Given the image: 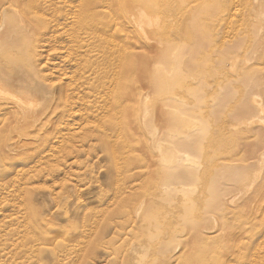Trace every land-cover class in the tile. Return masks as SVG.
<instances>
[{
  "label": "rangeland",
  "instance_id": "1",
  "mask_svg": "<svg viewBox=\"0 0 264 264\" xmlns=\"http://www.w3.org/2000/svg\"><path fill=\"white\" fill-rule=\"evenodd\" d=\"M121 1L0 0L3 68L39 102L0 98V264H251L261 241L264 264V0H146L144 42L124 16L145 0ZM257 172L250 220L212 205Z\"/></svg>",
  "mask_w": 264,
  "mask_h": 264
},
{
  "label": "bare ground",
  "instance_id": "2",
  "mask_svg": "<svg viewBox=\"0 0 264 264\" xmlns=\"http://www.w3.org/2000/svg\"><path fill=\"white\" fill-rule=\"evenodd\" d=\"M114 1H116V0H91V2H90V8H94L95 9V7H99V6H102V7H108V8H110L111 7V5H115V4H113L114 3ZM183 1V0H182ZM195 1V0H194ZM226 0H222V2H221V4H222V6H223V3L225 2ZM233 1V0H232ZM121 2H123V4L125 3V2H128V0H122ZM181 2V1H180ZM185 2V1H184ZM32 3L33 2H31V6H32V9L34 8L33 7V5H32ZM55 3V2H54ZM129 3V2H128ZM144 3H146V4H144ZM147 1L145 0L144 2H141V3H137L138 5H137V11L136 12H138L137 14V16H138V18H135V16L133 15V14H131V13H127L128 15H126V16H124V20H125V22H127V23H129V22H131L132 20H133V22H135L136 24H137V26H138V28H139V30L136 32V33H134L135 35H136V37H135V39H138V40H140L141 42H144V39L145 38H147V39H149V37H148V33H147V30H146V26H149V27H153V26H158V23H159V17H157V16H155V15H153L152 13H150L149 11V7L147 6ZM250 3V1H248L246 4H247V6H249L248 4ZM42 4V3H41ZM40 4V5H41ZM57 3H55V5H56ZM117 4V3H116ZM234 4H235V2H234ZM236 4H238V3H236ZM235 4V5H236ZM124 5H126V4H124ZM133 5V4H132ZM234 5V6H235ZM4 6V5H3ZM117 6V5H116ZM136 6V5H135ZM237 7V6H236ZM84 8V7H83ZM116 8V7H115ZM119 8H121V7H119ZM122 8H124V7H122ZM135 9H136V7H134ZM238 8V7H237ZM111 9V8H110ZM38 10V9H37ZM82 10V9H81ZM112 10V9H111ZM110 10V11H111ZM121 10V9H120ZM129 10V9H128ZM14 11H16L15 9H14ZM17 11H20V10H17ZM42 11V10H41ZM41 11H39V12H41ZM96 11V10H95ZM108 11H109V9H108ZM35 12V11H34ZM38 12V11H37ZM38 12V13H39ZM122 12V11H121ZM56 13V12H55ZM118 14V13H117ZM121 14V13H120ZM159 13H157V15H158ZM20 15V14H19ZM41 15V14H40ZM70 15H71V13H70ZM111 15H112V13H111ZM124 15V14H123ZM264 15V14H263ZM23 16V15H22ZM159 16V15H158ZM229 16H231V15H229ZM21 17V16H20ZM24 17V16H23ZM84 17V16H83ZM104 17V16H103ZM113 17H115V16H113ZM176 17V16H175ZM187 17V16H186ZM22 18V17H21ZM48 18H50L51 19V17L50 16H48ZM55 19V17H52V19L51 20H54ZM61 18V17H60ZM70 18H72V17H70ZM104 18H106V16L104 17ZM185 18V17H184ZM219 18V17H218ZM230 18V17H229ZM255 18V17H254ZM24 19V18H23ZM75 19V18H74ZM77 19V18H76ZM137 19V20H136ZM220 19V18H219ZM49 20V19H48ZM50 20V21H51ZM56 20V19H55ZM54 20V21H55ZM70 20V19H69ZM113 20H115V19H113ZM67 21V20H66ZM75 21V20H74ZM163 21V20H162ZM80 22V21H79ZM106 22V21H105ZM115 22V21H114ZM117 22V21H116ZM230 22H231V19H230ZM53 23V22H52ZM77 23V22H76ZM81 23H82V21H81ZM85 23V22H84ZM229 23V22H228ZM114 24V23H113ZM186 24V23H185ZM63 25H64V23H63ZM67 25V24H66ZM76 25V24H75ZM75 25L73 24V26L75 27ZM104 25H106L105 23H104ZM107 25H108V23H107ZM112 25V24H111ZM116 25H117V23H116ZM133 26V25H132ZM126 27H128V25L126 26ZM131 27V26H130ZM50 28V27H49ZM52 28V27H51ZM79 28V27H78ZM113 28H115V27H113ZM132 28V27H131ZM183 28V27H182ZM186 29V33H189V31H190V26H186L185 27ZM135 29V28H134ZM248 29V28H247ZM81 30V29H80ZM133 30V29H132ZM50 31H51V29H50ZM113 31H114V29H113ZM126 31V30H125ZM184 31V30H183ZM182 31V32H183ZM55 32V31H54ZM51 33L52 32H50L49 34H48V36L50 35L51 36ZM121 33V32H120ZM128 31H127V35H128ZM165 33V32H164ZM46 34V33H45ZM53 35V34H52ZM58 35V34H57ZM56 35V36H57ZM84 35V34H83ZM120 35V34H119ZM126 35V34H125ZM189 35V34H188ZM54 36V35H53ZM46 37V36H45ZM59 37V36H58ZM125 37V36H124ZM128 37V36H127ZM133 37V36H132ZM251 37V36H250ZM57 38V37H56ZM76 38V37H75ZM158 38V37H157ZM51 39V38H50ZM60 39V38H59ZM160 39V38H159ZM262 39V38H261ZM53 40V39H52ZM57 40V39H56ZM60 41V40H59ZM64 41V40H63ZM70 41H71V39H70ZM76 41H78L77 39L74 41V42H76ZM134 41V40H133ZM224 41V40H223ZM53 42V41H52ZM61 42V41H60ZM66 42V41H65ZM125 42V41H124ZM47 43V42H46ZM49 43H50V41H49ZM48 43V44H49ZM57 43H58V41H57ZM62 43V42H61ZM69 43V42H68ZM71 43V42H70ZM131 43V42H130ZM65 44V43H64ZM74 44V43H73ZM162 44V43H161ZM79 45V44H78ZM133 45H135V44H133ZM172 45H174V44H172ZM74 46H76L75 44H74ZM74 46H72V47H74ZM125 46H126V42H125ZM190 46V45H189ZM213 46V45H212ZM136 47V46H135ZM75 48H77V47H75ZM78 48H79V46H78ZM130 48V47H129ZM128 48V49H129ZM132 48V47H131ZM173 48V47H172ZM67 49H68V47H67ZM70 50V49H69ZM68 50V51H69ZM120 50V49H119ZM71 51H72V49H71ZM138 51V50H137ZM124 52V51H123ZM179 52V51H178ZM183 52V51H182ZM230 52V51H229ZM231 53V52H230ZM71 54V53H70ZM80 54V53H79ZM124 54V53H123ZM111 55V54H110ZM80 57H81V55H79ZM79 57H77V59H78ZM73 60V59H72ZM75 60V59H74ZM80 60V59H79ZM229 60V59H228ZM76 61V60H75ZM78 61V60H77ZM82 61V60H81ZM15 62V61H14ZM74 62V61H73ZM87 62V61H86ZM17 63V62H16ZM231 63H232V61H231ZM70 64V63H69ZM82 64V63H81ZM80 64V65H81ZM230 63H228V65H229ZM71 65H73V64H71ZM75 65H76V62H75ZM231 65V64H230ZM229 65V66H230ZM232 65H233V63H232ZM19 66V65H18ZM78 66V65H77ZM119 66V65H118ZM20 67V66H19ZM117 67V66H116ZM74 68H75V66H74ZM230 68V67H229ZM232 68V67H231ZM245 68V67H244ZM78 69H82L81 68V66H80V68H78ZM85 69V68H84ZM90 69V68H89ZM233 69H235V68H233ZM116 70V69H115ZM76 71H77V69H76ZM78 71H80V70H78ZM33 72V71H32ZM88 72H89V70H88ZM233 72V71H232ZM54 73H57V72H54ZM95 73V72H94ZM114 73H115V71H114ZM52 74V73H51ZM85 74V73H84ZM115 76H116V73L114 74ZM113 76V75H112ZM89 77V76H88ZM49 78V77H48ZM116 78L114 77V80H115ZM50 80V79H49ZM113 80V79H112ZM113 80V81H114ZM51 81V80H50ZM62 81V80H61ZM78 81V80H77ZM113 81H111V82H113ZM196 81V80H195ZM51 83V82H50ZM78 83V82H77ZM76 83V84H77ZM114 84H115V82H114ZM74 85V84H73ZM113 85V84H112ZM78 86V85H77ZM141 86V85H140ZM74 87H75V85H74ZM112 87V86H111ZM65 88V87H64ZM76 88V87H75ZM109 88V87H108ZM32 89L34 90V89H36V86H35V82H34V80L32 79V77L29 75V74H27L26 75V77L25 78H20L19 76H16V77H12L11 75H8L6 72H5V70H4V68H3V65H2V58L0 57V98L2 97V102H3V100H4V98H7V99H10L11 100V102L14 104V106H13V108H15V111L16 112H25V110H26V107H28V106H37L38 104H39V102H38V99H35L37 96H34L33 95V93H32ZM111 89V88H110ZM112 90V89H111ZM145 93V92H144ZM253 94V93H252ZM55 95V94H54ZM108 95H110V94H108ZM259 95V94H258ZM257 94L256 95H253L252 97H251V101H252V103L254 104V106L258 109V111H259V113H262L263 111H264V103L262 102V99H260V97L258 96ZM121 96V95H120ZM39 98H41V97H39ZM69 97H67V99H68ZM70 99V98H69ZM68 99V100H69ZM67 100V101H68ZM119 100V99H118ZM125 100V99H124ZM5 101V100H4ZM71 101V100H70ZM9 102V101H8ZM42 102V101H41ZM69 102V101H68ZM123 102H125V101H123ZM73 104V103H72ZM125 104V103H124ZM126 104H128V103H126ZM53 105V104H52ZM69 105V104H68ZM0 106H2V103L0 102ZM4 107L3 108H6V106L5 105H3ZM78 106V105H77ZM127 106V105H126ZM56 107H58V106H56ZM97 107V106H96ZM2 108V109H3ZM75 108V107H74ZM78 108V107H77ZM110 108H112V107H110ZM97 109H98V107H97ZM97 109L95 110V112L97 111ZM104 110V109H103ZM108 110H110V109H108ZM74 111V110H73ZM107 111V110H106ZM111 111V110H110ZM125 111H126V109H125ZM146 111H147V109H146ZM87 112V111H86ZM142 112V111H141ZM144 112V111H143ZM142 112V113H143ZM27 113V112H26ZM30 112H28V114H29ZM104 113V112H103ZM106 113V112H105ZM5 115L7 114L6 112L4 113ZM66 115V114H65ZM146 115V114H145ZM2 116H3V114H2ZM85 116V115H84ZM88 116V115H87ZM86 116V117H87ZM125 116H127V115H125ZM141 116H142V114H141ZM144 116V115H143ZM142 116V117H143ZM5 117V116H4ZM21 117V116H20ZM81 117V116H80ZM119 117H120V115H119ZM246 117V116H245ZM257 117V116H256ZM27 118V117H26ZM82 118H84L83 116H82ZM18 119V118H17ZM20 119V118H19ZM45 119V118H44ZM59 119V118H58ZM143 119V118H142ZM142 119H140V120H142ZM247 119V118H246ZM252 119V118H251ZM119 120V119H118ZM121 120H122V118H121ZM242 121H243V119H241ZM250 120V119H249ZM249 120H247V121H244L243 123L245 124H250L252 121H249ZM22 121V120H21ZM34 121V120H33ZM123 121V120H122ZM122 121H121V123H122ZM26 122V121H25ZM28 122V121H27ZM38 122V121H37ZM124 122V121H123ZM143 122V121H142ZM262 122H264L263 120H262ZM118 123H120V120H119V122ZM241 123V122H240ZM256 123V122H255ZM39 124V123H38ZM63 124V123H62ZM20 125V124H19ZM123 125V124H122ZM252 125V124H251ZM250 125V126H251ZM25 126V125H24ZM39 126V125H38ZM58 126H59V124H58ZM63 126V125H62ZM234 126V125H233ZM239 126V125H238ZM26 127V126H25ZM61 127V126H60ZM118 127H119V125H118ZM234 127H236V126H234ZM240 127V126H239ZM253 127V126H252ZM241 128V127H240ZM31 129H32V127H31ZM63 129V128H62ZM118 129H120V127L118 128ZM60 130V129H59ZM127 130V129H126ZM58 132H60V131H58ZM62 132V131H61ZM60 132V135L62 134ZM7 133V132H6ZM57 133V132H56ZM236 133V132H235ZM58 134V133H57ZM143 135V134H142ZM9 136V135H8ZM39 136V135H38ZM62 136H64V135H62ZM61 136V137H62ZM251 137V136H250ZM152 138V137H151ZM26 139V138H25ZM4 140V139H3ZM63 140H66V139H63ZM125 139H123V141H124ZM38 141V140H37ZM127 142V141H126ZM151 142V141H150ZM5 143V142H4ZM162 143V142H161ZM166 145V144H165ZM165 147V146H164ZM163 148V147H162ZM161 148V149H162ZM238 155V154H237ZM262 155V154H261ZM239 156V155H238ZM264 156V155H263ZM257 157V156H256ZM262 157V156H261ZM231 158H232V156H231ZM162 159H163V161H165V162H167L168 160H171V159H173L175 162L176 161H178L179 160V158L177 159V156H173L172 155V158H169V154H165V155H163L162 156ZM239 159V158H238ZM254 159V158H253ZM227 160V159H226ZM233 160V159H232ZM252 160V159H251ZM229 161V160H228ZM226 162V161H225ZM230 162V161H229ZM228 162V163H229ZM240 162V161H239ZM242 162V161H241ZM260 162V161H259ZM264 162V161H263ZM243 164V163H242ZM247 164V163H246ZM36 165V164H35ZM34 165V166H35ZM257 170V169H256ZM251 172V171H250ZM254 174V173H253ZM218 175V174H217ZM258 175H259V172H257V173H255V176H254V178L250 181V182H248V183H245L244 182V184H242V185H240L239 187H236L234 190H232L231 192H225L224 190H217L215 193H214V195H213V198H214V200H213V202H212V205L214 206V207H219V206H221V207H227L228 208V206H232V207H234L233 209L235 210H237L238 212H242V211H245V210H247L248 212H249V220L251 219L250 218V214L253 212V209L252 208H256L255 206L258 204V200H259V194H258V189L256 190V192H255V194L253 195V196H250V193H251V191H252V189H253V187H254V184L256 183V181H257V179H258ZM249 178V177H248ZM210 180V179H209ZM264 182V181H263ZM175 183V181L173 182V183H171V182H165V185H164V187L165 188H168V187H170V186H172V185H175L174 184ZM260 183H261V181H260ZM185 185H188V184H185ZM117 187V186H116ZM200 188V187H199ZM256 193H257V196H256ZM116 196V195H115ZM242 196V197H241ZM258 197V198H257ZM261 199V198H260ZM128 207H129V209H130V211H131V215H137V216H140V213H141V211L143 210V208H144V206H145V200H144V198L143 199H139L138 200V198L136 197V194H135V192L133 193V194H131V196L128 198ZM168 201H171V202H173V199L172 198H170V199H165V204H167L168 203ZM181 204V203H180ZM264 207V206H263ZM185 209V208H184ZM173 210V209H172ZM211 214V213H210ZM214 214V213H213ZM212 216V215H211ZM216 216V215H215ZM217 217V216H216ZM219 218V217H218ZM247 220V219H246ZM219 221V220H218ZM217 222V221H216ZM216 225H218L217 223H216ZM219 226V225H218ZM212 228V227H211ZM260 228V227H259ZM209 229V228H208ZM201 228H199L198 226L195 228V232H196V235L197 236H200V234H201ZM205 230V229H204ZM186 231V230H185ZM206 231V230H205ZM226 231V230H225ZM240 231V230H239ZM236 234V233H235ZM252 234V233H251ZM193 235V234H192ZM207 236H208V234H207ZM242 236V235H241ZM245 236V235H244ZM262 236V235H261ZM246 238V237H245ZM178 239V238H177ZM248 239V238H247ZM250 239V238H249ZM194 240V239H193ZM205 240H206V238H205ZM260 240V239H259ZM259 240L257 241V242H259ZM189 241V240H188ZM191 241V240H190ZM189 241V242H190ZM250 241V240H249ZM251 242V241H250ZM256 242V243H257ZM261 242H263V241H261ZM261 242H259V244H261ZM218 243V242H217ZM238 243V242H237ZM255 243V244H256ZM251 244V243H250ZM259 244H258V246H259ZM257 245V244H256ZM263 245H264V243H263ZM262 245V246H263ZM253 246H255V245H253ZM258 246H256V248H258ZM169 247V245L168 244H166V245H164V246H162V248H168ZM220 247V246H219ZM260 247V246H259ZM221 248V247H220ZM255 248V249H256ZM254 248H248L247 250H246V252H241V253H239V252H237L236 254H237V257L239 258V259H243L244 257H247V256H250L251 257V264H257V259L260 257L258 254L260 253L259 251H257V250H255ZM260 249H261V247H260ZM166 250V249H165ZM165 250H163V252H165ZM223 250V249H222ZM236 249H233V251H235ZM239 250V249H238ZM252 250H255V251H252ZM232 251V252H233ZM225 252V251H224ZM219 254V253H218ZM228 256V255H227ZM264 256V255H263ZM177 259V258H176ZM185 260V259H184ZM234 259H232V261H233ZM231 262V261H230ZM233 262H235V261H233ZM229 263V262H228ZM258 263H260V261L258 262ZM173 264V263H172Z\"/></svg>",
  "mask_w": 264,
  "mask_h": 264
}]
</instances>
